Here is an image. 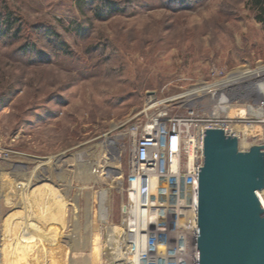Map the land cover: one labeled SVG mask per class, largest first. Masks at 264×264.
Listing matches in <instances>:
<instances>
[{
    "label": "rangeland",
    "instance_id": "374dc122",
    "mask_svg": "<svg viewBox=\"0 0 264 264\" xmlns=\"http://www.w3.org/2000/svg\"><path fill=\"white\" fill-rule=\"evenodd\" d=\"M260 13L251 0H0V264H131L133 141L153 116H186L215 72L242 79L221 113L240 149L263 145Z\"/></svg>",
    "mask_w": 264,
    "mask_h": 264
},
{
    "label": "built area",
    "instance_id": "2783aa9c",
    "mask_svg": "<svg viewBox=\"0 0 264 264\" xmlns=\"http://www.w3.org/2000/svg\"><path fill=\"white\" fill-rule=\"evenodd\" d=\"M213 76L214 83L203 85L196 95L189 94L192 100L187 103L194 107L187 108L186 116H153L133 141L127 241L131 264H137L136 258L143 264H198L204 130L223 129L237 137L228 125L229 118L221 115L229 107L233 82L222 73ZM221 93L229 98L228 103L222 102Z\"/></svg>",
    "mask_w": 264,
    "mask_h": 264
},
{
    "label": "water",
    "instance_id": "95a60500",
    "mask_svg": "<svg viewBox=\"0 0 264 264\" xmlns=\"http://www.w3.org/2000/svg\"><path fill=\"white\" fill-rule=\"evenodd\" d=\"M263 191L264 144L242 151L238 137L204 130L198 264H264Z\"/></svg>",
    "mask_w": 264,
    "mask_h": 264
},
{
    "label": "bare ground",
    "instance_id": "6f19581e",
    "mask_svg": "<svg viewBox=\"0 0 264 264\" xmlns=\"http://www.w3.org/2000/svg\"><path fill=\"white\" fill-rule=\"evenodd\" d=\"M251 73V72H250ZM264 73V67L263 68H261V70H260V72L259 73H256L253 77H259L260 75H262ZM248 75V74H247ZM253 74H251V75H248V76H252ZM233 78V79H232ZM246 78V77H245ZM229 79L231 80V82H233V83H231V85L230 86H234V88H235V86H237V83L239 82V81H242V79H236V78H234L233 76L231 77V75H230V77H229ZM245 80H247V78L245 79ZM202 88V87H201ZM197 91H198V89H196V90H194L192 93H190V95H196L197 94ZM220 98L222 99V102H224V103H228L229 102V98L228 97H225L224 96V94L223 93H221L220 94ZM229 108V107H228ZM261 110V109H260ZM259 110V111H260ZM264 110V109H263ZM227 111V110H226ZM258 111V112H259ZM228 112V111H227ZM264 113V112H263ZM264 115V114H263ZM110 144H114V142H110ZM115 181H114V183H116V185H121L122 184V178H115L114 179ZM258 197H259V199H260V202H261V204L263 205V207H264V196H263V194L262 193H258ZM128 257V256H127ZM129 258V257H128ZM136 263L137 264H143V261H141L140 262V259H139V261H138V259L136 258ZM132 264H134V263H132Z\"/></svg>",
    "mask_w": 264,
    "mask_h": 264
},
{
    "label": "trees",
    "instance_id": "16d2710c",
    "mask_svg": "<svg viewBox=\"0 0 264 264\" xmlns=\"http://www.w3.org/2000/svg\"><path fill=\"white\" fill-rule=\"evenodd\" d=\"M251 2L254 5V7H256V9L261 12L260 13L261 14L260 20L262 22H264V0H251ZM12 20H13L12 19V15L11 14H8L7 17H6L5 22L8 25V29H10V30L13 27L12 26V23H13Z\"/></svg>",
    "mask_w": 264,
    "mask_h": 264
}]
</instances>
